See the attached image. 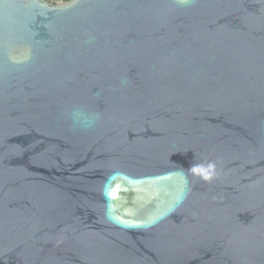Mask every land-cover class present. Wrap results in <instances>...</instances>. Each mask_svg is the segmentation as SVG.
<instances>
[{
    "label": "water",
    "instance_id": "1",
    "mask_svg": "<svg viewBox=\"0 0 264 264\" xmlns=\"http://www.w3.org/2000/svg\"><path fill=\"white\" fill-rule=\"evenodd\" d=\"M0 264H264V0H0Z\"/></svg>",
    "mask_w": 264,
    "mask_h": 264
}]
</instances>
